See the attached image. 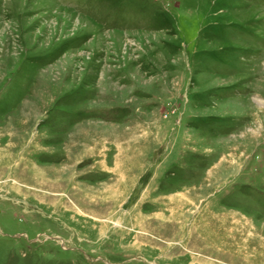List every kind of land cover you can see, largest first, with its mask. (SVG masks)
Instances as JSON below:
<instances>
[{"label":"rangeland","instance_id":"1","mask_svg":"<svg viewBox=\"0 0 264 264\" xmlns=\"http://www.w3.org/2000/svg\"><path fill=\"white\" fill-rule=\"evenodd\" d=\"M0 264H264V0H0Z\"/></svg>","mask_w":264,"mask_h":264}]
</instances>
